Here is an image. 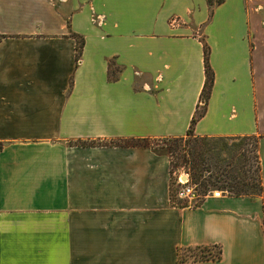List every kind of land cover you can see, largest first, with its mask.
<instances>
[{
    "label": "crops",
    "instance_id": "obj_1",
    "mask_svg": "<svg viewBox=\"0 0 264 264\" xmlns=\"http://www.w3.org/2000/svg\"><path fill=\"white\" fill-rule=\"evenodd\" d=\"M200 112L257 139L259 197L171 203L146 142ZM0 264H264V0H0Z\"/></svg>",
    "mask_w": 264,
    "mask_h": 264
},
{
    "label": "trees",
    "instance_id": "obj_2",
    "mask_svg": "<svg viewBox=\"0 0 264 264\" xmlns=\"http://www.w3.org/2000/svg\"><path fill=\"white\" fill-rule=\"evenodd\" d=\"M80 47L78 48L77 56H79ZM207 50H204V68H205V84L202 92V99L205 101V99L208 96L210 86L212 84V73L208 66V60H207ZM203 112H200L196 114V116L193 117L190 127L188 131L186 132V135L182 138H176V139H166L164 141V148L167 151V154L170 159V174H171V183H170V201L172 204L181 205L179 201H177L174 197L175 195V187L173 185V179L172 174L179 171L184 170L189 175V179L193 185L196 186V189L200 196H206L209 190V183L206 179L203 178V172H210V167L207 165L206 159L203 158V154L206 152H209L210 150L215 149V146L209 145L206 147V145L203 143L206 139L205 137H196L193 135L192 128L196 121L202 116ZM254 138V137H253ZM256 139V138H255ZM201 150L200 152H198ZM204 150V151H203ZM182 152L181 156H178V154ZM256 152H257V139H256ZM181 160V164H179V161ZM256 172L257 175H255L254 178L246 177L245 179H236L234 178L232 180V184L227 187V189L224 190L226 192V195L239 198V197H259L262 192V186H261V178H260V167H259V160L256 153ZM202 166V167H200ZM255 181V182H252ZM257 184V186H256ZM258 188L257 193L251 192L253 186ZM210 187H213L212 184H210ZM220 189V188H219ZM223 192V191H222ZM193 260H219L220 259V250H218V255L214 258L210 257H192ZM183 260V259H182Z\"/></svg>",
    "mask_w": 264,
    "mask_h": 264
},
{
    "label": "rangeland",
    "instance_id": "obj_3",
    "mask_svg": "<svg viewBox=\"0 0 264 264\" xmlns=\"http://www.w3.org/2000/svg\"><path fill=\"white\" fill-rule=\"evenodd\" d=\"M201 138V137H200ZM204 144L215 146V149L203 154L207 165L210 167V172H203V178L209 183L210 191H223L227 189L232 180L245 179L246 177L254 178L256 172V139L249 136H226V137H205ZM148 144L157 145L166 150L164 141H147ZM199 150L198 152H200ZM204 151V150H203ZM183 154L180 152L178 156ZM181 164V160L179 161ZM202 167V166H200ZM176 173V172H175ZM173 177V176H172ZM252 182H255L252 180ZM210 184L213 187H210ZM257 186V184H256ZM220 188V189H219ZM253 193L258 192V188L253 186L251 189ZM181 205H185L183 202ZM191 253V252H190ZM209 254L211 256H209ZM192 257H216L218 255L217 249H199L192 251ZM187 257L184 253L181 258Z\"/></svg>",
    "mask_w": 264,
    "mask_h": 264
},
{
    "label": "built area",
    "instance_id": "obj_4",
    "mask_svg": "<svg viewBox=\"0 0 264 264\" xmlns=\"http://www.w3.org/2000/svg\"><path fill=\"white\" fill-rule=\"evenodd\" d=\"M171 24L176 25L177 21L172 20ZM172 176L173 185L175 187L174 197L177 201L183 202L185 204L183 206L195 207L199 205L200 202L209 195L218 197L223 194V192L221 191H210L207 193L206 196H200L196 189V186L191 183L189 175L182 169L177 171L176 173H173ZM173 205L180 206L175 203ZM209 256L211 255L209 254Z\"/></svg>",
    "mask_w": 264,
    "mask_h": 264
}]
</instances>
